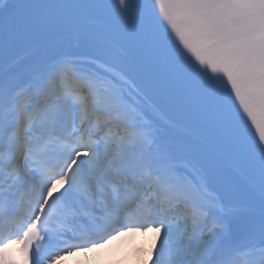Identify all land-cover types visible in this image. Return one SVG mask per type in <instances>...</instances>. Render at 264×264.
<instances>
[{
    "label": "snow or ice",
    "instance_id": "6c2138e0",
    "mask_svg": "<svg viewBox=\"0 0 264 264\" xmlns=\"http://www.w3.org/2000/svg\"><path fill=\"white\" fill-rule=\"evenodd\" d=\"M137 237L264 264V0H0V264Z\"/></svg>",
    "mask_w": 264,
    "mask_h": 264
},
{
    "label": "bare ground",
    "instance_id": "6f19581e",
    "mask_svg": "<svg viewBox=\"0 0 264 264\" xmlns=\"http://www.w3.org/2000/svg\"><path fill=\"white\" fill-rule=\"evenodd\" d=\"M125 247V246H124ZM124 247L121 245H114L108 248L107 252L105 253L107 255V259H114V257L120 256L124 251ZM127 254H125L126 256ZM127 257V256H126ZM103 262L97 263V264H102Z\"/></svg>",
    "mask_w": 264,
    "mask_h": 264
}]
</instances>
